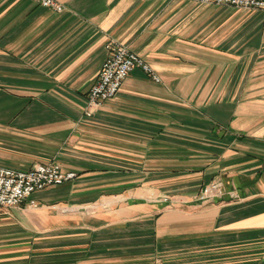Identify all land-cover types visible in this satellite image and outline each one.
I'll return each instance as SVG.
<instances>
[{
  "label": "crops",
  "instance_id": "1",
  "mask_svg": "<svg viewBox=\"0 0 264 264\" xmlns=\"http://www.w3.org/2000/svg\"><path fill=\"white\" fill-rule=\"evenodd\" d=\"M55 2L0 0V167L76 177L0 208V264H264L263 14ZM110 41L160 82L134 69L91 111Z\"/></svg>",
  "mask_w": 264,
  "mask_h": 264
},
{
  "label": "built area",
  "instance_id": "2",
  "mask_svg": "<svg viewBox=\"0 0 264 264\" xmlns=\"http://www.w3.org/2000/svg\"><path fill=\"white\" fill-rule=\"evenodd\" d=\"M40 6L61 12L62 7L55 0H33ZM198 5L233 7L240 10L259 11L263 14L262 30L264 32V0H186ZM105 60L101 66L95 84L86 98L88 110H95L103 103L115 98L122 83L134 70L139 69L150 80L160 82L159 76L142 58L116 41L108 42L105 47ZM88 116L91 113H87ZM74 173H64L60 166L37 164L25 171L0 167V208H14L25 204L26 209H36V202L31 196L48 187L61 186L75 178ZM220 194L217 184L205 187L200 199L205 201Z\"/></svg>",
  "mask_w": 264,
  "mask_h": 264
}]
</instances>
